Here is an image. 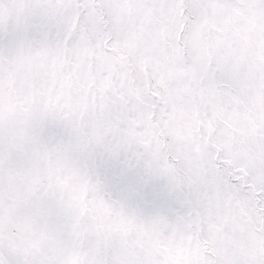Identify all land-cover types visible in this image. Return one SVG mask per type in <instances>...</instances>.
Listing matches in <instances>:
<instances>
[{
  "label": "snow or ice",
  "instance_id": "snow-or-ice-1",
  "mask_svg": "<svg viewBox=\"0 0 264 264\" xmlns=\"http://www.w3.org/2000/svg\"><path fill=\"white\" fill-rule=\"evenodd\" d=\"M0 264H264V0H0Z\"/></svg>",
  "mask_w": 264,
  "mask_h": 264
}]
</instances>
